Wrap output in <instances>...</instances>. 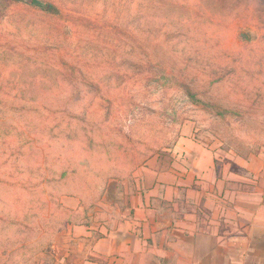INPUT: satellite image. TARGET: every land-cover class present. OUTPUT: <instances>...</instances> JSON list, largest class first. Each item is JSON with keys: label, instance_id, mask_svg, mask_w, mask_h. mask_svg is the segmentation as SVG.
<instances>
[{"label": "rangeland", "instance_id": "374dc122", "mask_svg": "<svg viewBox=\"0 0 264 264\" xmlns=\"http://www.w3.org/2000/svg\"><path fill=\"white\" fill-rule=\"evenodd\" d=\"M183 135L264 150V0H0V264L82 263Z\"/></svg>", "mask_w": 264, "mask_h": 264}, {"label": "crops", "instance_id": "0c3cea01", "mask_svg": "<svg viewBox=\"0 0 264 264\" xmlns=\"http://www.w3.org/2000/svg\"><path fill=\"white\" fill-rule=\"evenodd\" d=\"M133 179L101 200L116 215L80 264H264V150L242 157L183 135Z\"/></svg>", "mask_w": 264, "mask_h": 264}]
</instances>
